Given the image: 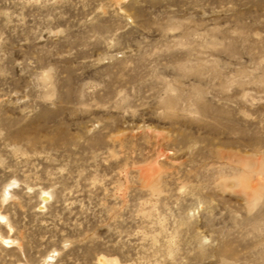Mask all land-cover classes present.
Instances as JSON below:
<instances>
[{"label": "rangeland", "instance_id": "374dc122", "mask_svg": "<svg viewBox=\"0 0 264 264\" xmlns=\"http://www.w3.org/2000/svg\"><path fill=\"white\" fill-rule=\"evenodd\" d=\"M103 257L264 264V0H0V264Z\"/></svg>", "mask_w": 264, "mask_h": 264}, {"label": "bare ground", "instance_id": "6f19581e", "mask_svg": "<svg viewBox=\"0 0 264 264\" xmlns=\"http://www.w3.org/2000/svg\"><path fill=\"white\" fill-rule=\"evenodd\" d=\"M42 198H43L44 201H46L49 198H51V195L48 192H43ZM101 261H102L103 264H118L117 261H115L113 259L105 258V257L101 258Z\"/></svg>", "mask_w": 264, "mask_h": 264}]
</instances>
